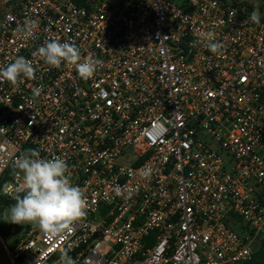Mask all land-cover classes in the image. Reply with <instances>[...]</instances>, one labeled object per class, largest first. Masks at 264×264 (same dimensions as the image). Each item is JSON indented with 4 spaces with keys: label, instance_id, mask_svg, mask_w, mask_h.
Segmentation results:
<instances>
[{
    "label": "built area",
    "instance_id": "built-area-1",
    "mask_svg": "<svg viewBox=\"0 0 264 264\" xmlns=\"http://www.w3.org/2000/svg\"><path fill=\"white\" fill-rule=\"evenodd\" d=\"M259 11L255 24L226 0H0V67L23 56L36 76L0 82V181L13 190L0 195L14 200L23 180L13 161L37 149L65 159L87 199V215L54 241L29 226L6 247L11 264H56L65 250L76 264L255 259L264 241V0ZM25 19L37 22L32 37L16 32ZM209 32L219 54L192 46ZM52 39L103 64L89 80L73 65L53 68L33 55Z\"/></svg>",
    "mask_w": 264,
    "mask_h": 264
},
{
    "label": "clouds",
    "instance_id": "clouds-1",
    "mask_svg": "<svg viewBox=\"0 0 264 264\" xmlns=\"http://www.w3.org/2000/svg\"><path fill=\"white\" fill-rule=\"evenodd\" d=\"M250 20L259 24L261 13L256 7L250 15ZM38 27L37 22L25 19L22 26L16 29L17 34L32 37ZM203 43L213 54H219L223 45L215 42L214 34L209 32L203 40L193 41L192 46ZM47 65L59 68L62 63L75 66L79 77L83 80L91 79L98 66L103 64L99 59H84L75 42H63L58 39L45 41L33 53ZM21 77L35 79V68L31 60L18 56L14 62L6 67H0V82L7 81L14 87L22 83ZM41 87L32 89L34 97H39ZM13 168L17 176H22L23 185L13 195L16 203L5 211V217L13 224H30L51 240L72 232L75 225L87 215V199L79 186L71 183L69 166L65 159L53 155L51 158H41L37 149L23 152L13 161ZM150 172V170H148ZM148 172L144 175L147 176ZM9 185L5 184L4 194L12 193ZM118 195H121L119 191ZM56 264H76V261L65 250Z\"/></svg>",
    "mask_w": 264,
    "mask_h": 264
},
{
    "label": "trees",
    "instance_id": "trees-1",
    "mask_svg": "<svg viewBox=\"0 0 264 264\" xmlns=\"http://www.w3.org/2000/svg\"><path fill=\"white\" fill-rule=\"evenodd\" d=\"M86 0H78L79 4H83V2ZM227 1V0H226ZM231 4H233L234 7H236L241 14H251L252 11L254 10L253 6H249V4L246 3H237V2H232ZM11 174H8V177ZM4 182L5 181H0V192L4 186ZM0 203L7 206V207H11L13 206L16 201L15 200H7L5 199L3 196L0 195ZM234 227L238 230V231H242V226L240 224V220H236ZM17 225L15 224H8L2 220H0V237L6 242L12 235V233L14 232V230H16ZM28 229V228H27ZM250 264H264V241L262 242V245L259 248V251L255 257V259L250 263Z\"/></svg>",
    "mask_w": 264,
    "mask_h": 264
},
{
    "label": "rangeland",
    "instance_id": "rangeland-1",
    "mask_svg": "<svg viewBox=\"0 0 264 264\" xmlns=\"http://www.w3.org/2000/svg\"><path fill=\"white\" fill-rule=\"evenodd\" d=\"M95 1V3H99L101 1H109L114 5H119L122 4L125 0H93ZM228 2L232 3V2H237V3H248L249 6H253V8L258 7L259 8V0H227ZM7 209H10V207H7L3 204L0 203V220L12 225L13 223H11L6 217H5V211ZM17 225L16 230H14V232L12 233L11 237L5 242L2 238V242L3 244L9 248L14 246V243L17 242L20 238H22V236L25 234L27 228H29V226H31L30 224H15Z\"/></svg>",
    "mask_w": 264,
    "mask_h": 264
},
{
    "label": "water",
    "instance_id": "water-1",
    "mask_svg": "<svg viewBox=\"0 0 264 264\" xmlns=\"http://www.w3.org/2000/svg\"><path fill=\"white\" fill-rule=\"evenodd\" d=\"M0 264H11L7 254L6 246L3 244L0 237Z\"/></svg>",
    "mask_w": 264,
    "mask_h": 264
}]
</instances>
